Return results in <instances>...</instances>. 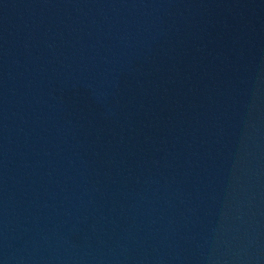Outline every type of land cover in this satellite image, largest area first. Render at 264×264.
Returning <instances> with one entry per match:
<instances>
[{"label":"water","instance_id":"1","mask_svg":"<svg viewBox=\"0 0 264 264\" xmlns=\"http://www.w3.org/2000/svg\"><path fill=\"white\" fill-rule=\"evenodd\" d=\"M0 264H264V0H0Z\"/></svg>","mask_w":264,"mask_h":264}]
</instances>
